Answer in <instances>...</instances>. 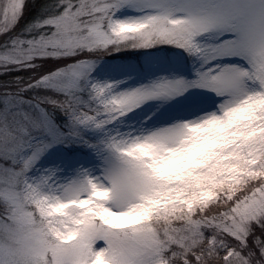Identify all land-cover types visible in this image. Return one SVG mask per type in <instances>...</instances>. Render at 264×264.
I'll return each instance as SVG.
<instances>
[{"label":"rangeland","instance_id":"obj_1","mask_svg":"<svg viewBox=\"0 0 264 264\" xmlns=\"http://www.w3.org/2000/svg\"><path fill=\"white\" fill-rule=\"evenodd\" d=\"M24 1L0 0V33L14 26ZM77 15L87 17L82 36ZM55 18L52 46L65 54L129 34L150 47L129 65L94 56L44 79L92 93L101 109L67 118L97 144L55 131L50 116L45 139L21 151L5 142L13 172L0 176V264H164L175 239L148 225L154 211L216 199L224 183L235 190L258 175L264 183V0H76ZM168 30L185 37L190 59L151 49L155 33ZM31 49L28 59L48 52ZM10 51L5 56L18 60ZM32 112L4 100L0 136ZM240 206L243 221L262 214L264 189Z\"/></svg>","mask_w":264,"mask_h":264},{"label":"trees","instance_id":"obj_2","mask_svg":"<svg viewBox=\"0 0 264 264\" xmlns=\"http://www.w3.org/2000/svg\"><path fill=\"white\" fill-rule=\"evenodd\" d=\"M74 1L76 0H25L14 26L0 33V107L4 100L8 99L10 110L14 107L23 110L26 103L34 110L30 120L20 118L22 122L20 126L13 128V131H10L12 133L0 136V141L4 139L0 145V176H9V173L13 172L9 163L13 158L7 157L5 142L9 141L11 144H16V148H20L22 144H27L28 140L45 136L43 125L47 116H50L55 131L61 133L66 131L69 137L78 133L90 144H97L96 139L84 130L76 126L72 127V123L67 118L70 112L100 110L101 108L91 99L92 93L86 87L82 90L74 88L70 91L52 88L44 81L45 78L58 69H68L71 63L76 64L94 56H97V59L119 57L129 65L134 60H141L148 52L150 40L140 36L131 38V34L117 38L116 42L107 44L108 46L105 45L104 48H95L97 50L91 49L87 52L82 50L81 53L76 54H65L63 50L53 47L52 42L56 35L55 17L63 10L66 3L70 4ZM86 18L85 15L76 16L79 21L76 32L81 36L87 31ZM166 33L168 34L155 33L156 41L151 49L181 50L182 55L190 59L192 56L186 47L185 37L178 36L175 30H168ZM43 45L48 48L47 54L32 59L26 58L28 55L26 51ZM113 45H117V51L111 50L110 46ZM8 50L22 61L7 58L5 54H8ZM35 52L37 51L31 52L32 57L37 55ZM10 112L19 117L17 111ZM41 113L44 115V121L40 118ZM21 114L23 117L24 114ZM69 137L65 140L67 141ZM63 143L71 146L75 151L72 144ZM235 187L238 189H226L224 183L217 187L218 198L196 202L191 208L171 202L164 204L162 211H154L148 225L162 231L164 236L175 239L174 244L164 249L162 253L164 264H264V212L244 221L240 218L239 211L237 213L243 200H250L251 196L257 194L258 189H264V183L258 175L248 178L240 186ZM2 207L5 206L0 193V215L4 216ZM236 220L239 224V221H242L240 230L235 228ZM181 238L189 239L191 243L189 241L186 242V246H179L177 240ZM229 252L231 253L228 254Z\"/></svg>","mask_w":264,"mask_h":264}]
</instances>
